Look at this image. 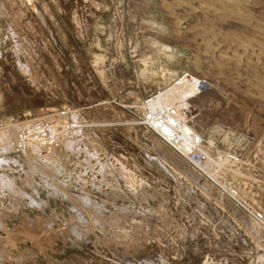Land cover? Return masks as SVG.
<instances>
[{"label": "rangeland", "instance_id": "374dc122", "mask_svg": "<svg viewBox=\"0 0 264 264\" xmlns=\"http://www.w3.org/2000/svg\"><path fill=\"white\" fill-rule=\"evenodd\" d=\"M184 76L200 167L138 123ZM63 108L87 128L12 152ZM0 264H264V0H0Z\"/></svg>", "mask_w": 264, "mask_h": 264}, {"label": "built area", "instance_id": "2783aa9c", "mask_svg": "<svg viewBox=\"0 0 264 264\" xmlns=\"http://www.w3.org/2000/svg\"><path fill=\"white\" fill-rule=\"evenodd\" d=\"M195 86L197 93H200L209 84L195 79ZM150 99L147 98L137 106L141 113L138 123L156 134L177 155L194 167H200L208 157L203 136L181 119L177 105L167 104L153 109L149 104ZM71 112L70 108H63L50 117L35 118L20 126L10 140L12 152L20 156L26 155L34 146L45 153L57 147L63 138L86 129L87 125L71 119ZM124 158L127 159L126 156Z\"/></svg>", "mask_w": 264, "mask_h": 264}, {"label": "bare ground", "instance_id": "6f19581e", "mask_svg": "<svg viewBox=\"0 0 264 264\" xmlns=\"http://www.w3.org/2000/svg\"><path fill=\"white\" fill-rule=\"evenodd\" d=\"M222 54V53H221ZM145 64V63H144ZM144 70V69H143ZM146 71V69H145ZM182 79L184 80H191L194 82V87H193V90L190 91L191 93L187 94V97L185 95H181V93L179 91H176V89H172L171 88H168V89H165L164 91H161L157 94H155L154 96L151 97L150 101H149V104H150V107L153 108V109H159L161 108L162 106L164 105H167V104H173V102L175 101H180V104L179 105H186V99L190 98V97H193L197 94V87L195 86V78L194 77H191L190 78H186V76L182 77ZM178 106V105H177ZM181 107V106H180ZM183 107V106H182ZM186 107V106H185ZM184 107V108H185ZM181 109V108H179ZM183 109V108H182ZM196 109V108H195ZM77 110V109H76ZM184 110V109H183ZM182 111V110H181ZM189 112V110H188ZM197 112V111H196ZM182 113V112H181ZM180 113V114H181ZM182 115V114H181ZM185 115V114H184ZM187 116V115H186ZM192 116V115H191ZM186 119V117H185ZM16 126V125H15ZM9 127V126H8ZM13 129H14V126H13ZM17 129V128H15ZM14 131V130H13ZM223 133V132H222ZM11 134V133H9ZM13 134V133H12ZM211 135V134H210ZM209 135V140H208V143L209 144H213V139L212 137ZM7 138V137H6ZM11 138V137H10ZM9 139V137H8ZM210 146V145H209ZM207 149V148H206ZM205 149V150H206ZM35 153L39 154L42 156V154H44L42 150L36 148L33 146V150ZM209 150L207 149L206 152H207V156L209 158V160H213L211 158L210 153L208 152ZM52 151H48V152H45L47 153H50V155H52L53 153H51ZM55 153H56V150H55ZM57 154V153H56ZM215 164V163H214ZM217 165V163H216ZM219 165V164H218ZM217 169V168H216ZM211 172V171H210ZM212 173V172H211ZM216 174V173H215ZM212 176V175H211ZM214 177H216V175H214ZM130 185V184H129ZM133 187V186H132ZM232 192V191H231ZM234 193V192H233ZM236 194V193H235ZM242 201V200H241Z\"/></svg>", "mask_w": 264, "mask_h": 264}, {"label": "crops", "instance_id": "0c3cea01", "mask_svg": "<svg viewBox=\"0 0 264 264\" xmlns=\"http://www.w3.org/2000/svg\"><path fill=\"white\" fill-rule=\"evenodd\" d=\"M52 152L55 153V151H52ZM125 181H126V184H127V182H129V178L125 179Z\"/></svg>", "mask_w": 264, "mask_h": 264}]
</instances>
